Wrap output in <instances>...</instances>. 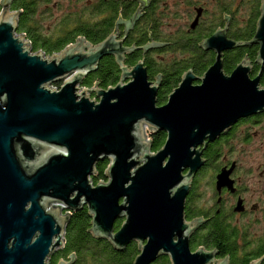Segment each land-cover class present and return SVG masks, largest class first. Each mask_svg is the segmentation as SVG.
<instances>
[{
	"label": "water",
	"instance_id": "water-1",
	"mask_svg": "<svg viewBox=\"0 0 264 264\" xmlns=\"http://www.w3.org/2000/svg\"><path fill=\"white\" fill-rule=\"evenodd\" d=\"M10 2L3 0L0 12V264H51L64 246L71 216L83 209L94 239L116 251L136 245L132 264H152L161 257L170 264H228L227 259L216 261L215 251L191 252L194 228L185 223L184 205L190 180L203 165L197 148L239 119L264 112V88L259 87L264 0L252 40L228 39L227 26L216 30L199 44L215 55L200 85H192L187 71L161 107L159 82L148 80L144 61L124 65L125 56L137 50L134 46L124 47L112 34L94 47L78 39L50 57L32 53L16 33L18 13L9 10ZM200 16L201 9L190 29ZM251 46L258 47V76L249 78L246 59L226 76L223 54ZM158 47L150 43L140 49ZM103 58H112L119 68L118 83L79 93L82 79ZM58 83L59 88H50ZM143 125L166 134L158 152H151ZM104 160L106 182L94 185L96 166ZM74 261L70 256L57 264Z\"/></svg>",
	"mask_w": 264,
	"mask_h": 264
},
{
	"label": "trees",
	"instance_id": "trees-1",
	"mask_svg": "<svg viewBox=\"0 0 264 264\" xmlns=\"http://www.w3.org/2000/svg\"><path fill=\"white\" fill-rule=\"evenodd\" d=\"M0 0V12L2 10ZM187 22H192L201 9V16L194 29L182 28L176 33L164 34L162 28H169L173 20L179 15L165 10L166 0H11L9 10L18 13L17 35L24 36L32 53H42L50 57L60 53L78 39L92 47L99 45L115 32L116 24L119 29H126L123 22L131 23L127 45L134 46V51L125 60L126 67H133L139 61L147 66L148 80H154L162 75V87L157 96V104L162 105L166 97L178 86L181 76L188 70L202 75L214 61L211 52H204L199 44L209 38L219 28L227 26V38L235 42H249L255 34L259 18L260 0H218L216 15L213 21L199 22L204 13L198 3H186ZM164 8V10H162ZM238 10L244 14L239 17ZM245 10V11H243ZM243 12V13H242ZM59 14V15H58ZM182 16H180V19ZM56 19L55 24L47 34H42L43 24ZM170 21L169 23H164ZM186 22V23H187ZM123 32V30H122ZM157 43L160 47L146 52L140 48ZM258 48L239 47L224 54L223 69L230 73L235 65L241 62L244 56L254 60ZM172 54L173 58L166 65L153 59L154 54ZM162 61V60H161ZM146 68V67H145ZM120 78L119 68L112 58L100 61L97 69L85 76L81 87L86 89L106 90L114 87ZM61 84L53 85L59 88ZM264 86V76L261 79ZM165 136L162 133L152 135L148 141L151 152H158L164 144ZM108 167V161L97 164L96 175L92 178L94 185L103 180V174ZM121 222L114 225L117 231ZM90 218L85 209L73 213L64 234V246L51 259V264L60 260H68L73 256V264H132L137 256L135 244L123 251L114 250L106 241L94 239L90 233ZM209 235V234H208ZM195 236L191 249L204 247L206 250H217V258L227 259L228 264H251L262 259L264 264V239H251L240 246L238 236L234 231L225 227L213 231L209 236ZM137 248V247H136ZM152 264H169L165 258H159Z\"/></svg>",
	"mask_w": 264,
	"mask_h": 264
},
{
	"label": "flooded vegetation",
	"instance_id": "flooded-vegetation-1",
	"mask_svg": "<svg viewBox=\"0 0 264 264\" xmlns=\"http://www.w3.org/2000/svg\"><path fill=\"white\" fill-rule=\"evenodd\" d=\"M261 2L262 0L259 4V13ZM121 24L120 22L116 24L117 27L113 34L119 36L118 40H122L124 47H130L127 45L130 30L127 32L126 29H119ZM127 24L128 22H123L126 27ZM212 54L214 55V53ZM224 54L222 56V67ZM130 55H126L125 60ZM256 58L257 54L254 60L248 56H244L242 59H246L250 64L249 78L251 80L258 76L261 68L260 64L256 63ZM145 67L147 70V66ZM188 71L192 72L194 78L192 85L199 86V79L203 77L206 71L202 75L195 74L193 70ZM232 71L226 73L223 69L226 76L230 75ZM184 74L181 76L178 85ZM263 76L264 68L259 78L260 88H264L261 85ZM156 80L159 82L158 96L162 87V75H158L154 80L149 81L154 83ZM168 96L162 105L157 104V106L165 105ZM145 133L148 139L156 133H162L166 139L164 132L153 133L150 130H145ZM197 150L200 153L203 165L190 180L189 192L184 205L185 223L191 224L190 228H194L189 241L191 252H195L197 249H205L204 247L191 249L195 236L210 235L213 231L223 227L237 233V242L240 246L245 243V240L247 243L250 236L256 239L258 228L260 226L264 227V112L239 119L213 142L198 147ZM255 152H258L260 156L253 157ZM241 157L252 158V161L249 165H246ZM187 173L188 170L184 171L183 175ZM221 175L224 176L222 179H220ZM206 251H215L218 254L217 250ZM219 260L222 259L216 257V261Z\"/></svg>",
	"mask_w": 264,
	"mask_h": 264
},
{
	"label": "rangeland",
	"instance_id": "rangeland-1",
	"mask_svg": "<svg viewBox=\"0 0 264 264\" xmlns=\"http://www.w3.org/2000/svg\"><path fill=\"white\" fill-rule=\"evenodd\" d=\"M218 0H166L167 6L165 7V10H167L169 13H177L179 15V19L173 20L172 24L169 28H162V31L164 32V34L168 35V34H172V33H176L177 31H179L182 28L186 29L188 28V26L191 24L192 19L194 17H192L191 19L188 20L187 22V18L186 16V6H187V2L189 3H198L200 7L204 8V13L202 15V18L200 19L199 22L201 23H206L208 21H213V18L216 15V3ZM162 10H164V8H162ZM245 11V10H243ZM15 13V12H14ZM238 14L240 18H242V16L244 14H241V11L238 10ZM243 13V12H242ZM59 15V14H58ZM185 15V16H184ZM180 16H182V18L180 19ZM56 19H51L48 22H46L45 24H43V30L41 31L42 34H47V32L50 31V29L53 27V25L55 24ZM170 21H165L164 23H169ZM187 22V23H186ZM221 29V28H219ZM39 53V52H38ZM173 58L172 54H167V53H162V54H154L153 55V59H155L156 61L162 63L163 65H166L170 62V60ZM162 60V61H161ZM50 88H55L54 86H50ZM82 90H87L86 88H82L81 86H79V90L78 92L80 93ZM84 96L90 100H94L95 97L93 94H88L87 91H84ZM142 131L145 134V130H148V127H146L145 125L142 126ZM145 137V135H143ZM146 139V137H145ZM144 139V141H146ZM149 142V141H146ZM258 156H260V154L258 152H255L254 156L255 158H257ZM241 159L244 161V163L246 165H249L251 163V159L249 157H241ZM101 181L106 182V179H103ZM51 205H56L58 203L55 202H50ZM61 213V215L65 214L64 211H59ZM121 222V221H120ZM263 238L264 239V227L260 226L258 228V237L257 238ZM251 239H253V237L250 236V238H248V241H250ZM135 249L137 250L136 246ZM68 261V260H65ZM170 264V263H169Z\"/></svg>",
	"mask_w": 264,
	"mask_h": 264
},
{
	"label": "bare ground",
	"instance_id": "bare-ground-1",
	"mask_svg": "<svg viewBox=\"0 0 264 264\" xmlns=\"http://www.w3.org/2000/svg\"><path fill=\"white\" fill-rule=\"evenodd\" d=\"M259 17H260V13H259ZM54 205H55V204H54ZM56 205H58V206H59V209H60L61 206H60L59 204H56ZM130 246H131V245H130ZM137 255H138V252H137Z\"/></svg>",
	"mask_w": 264,
	"mask_h": 264
}]
</instances>
